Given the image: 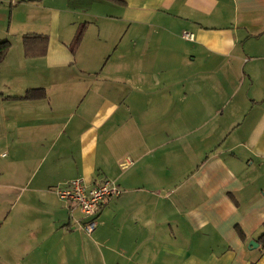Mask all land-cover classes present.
I'll list each match as a JSON object with an SVG mask.
<instances>
[{
	"label": "crops",
	"instance_id": "obj_1",
	"mask_svg": "<svg viewBox=\"0 0 264 264\" xmlns=\"http://www.w3.org/2000/svg\"><path fill=\"white\" fill-rule=\"evenodd\" d=\"M4 40L0 264H264V0H0ZM74 178L123 190L91 234Z\"/></svg>",
	"mask_w": 264,
	"mask_h": 264
},
{
	"label": "built area",
	"instance_id": "obj_2",
	"mask_svg": "<svg viewBox=\"0 0 264 264\" xmlns=\"http://www.w3.org/2000/svg\"><path fill=\"white\" fill-rule=\"evenodd\" d=\"M183 38L194 39V34L183 31ZM122 188L113 180L104 179L87 188L82 178L69 180L64 186L57 187V192L61 198L71 199L80 207L84 220L81 224L85 233L91 234L97 227L98 214L101 206L112 196L122 193Z\"/></svg>",
	"mask_w": 264,
	"mask_h": 264
},
{
	"label": "trees",
	"instance_id": "obj_3",
	"mask_svg": "<svg viewBox=\"0 0 264 264\" xmlns=\"http://www.w3.org/2000/svg\"><path fill=\"white\" fill-rule=\"evenodd\" d=\"M86 26L82 25L78 32L76 33L71 45L70 49L72 52H76L77 48L79 47L85 33ZM48 43V37L44 35H25L23 37V44L25 55L27 57H36L42 56L46 53ZM10 41L4 40L0 41V62L4 59L6 53L10 48ZM44 96L43 89H31L24 95V97H40ZM257 242H259L264 247V232L261 233Z\"/></svg>",
	"mask_w": 264,
	"mask_h": 264
},
{
	"label": "water",
	"instance_id": "obj_4",
	"mask_svg": "<svg viewBox=\"0 0 264 264\" xmlns=\"http://www.w3.org/2000/svg\"><path fill=\"white\" fill-rule=\"evenodd\" d=\"M250 245H253V246L256 247L258 244H257V242H255L254 240H251V241H250Z\"/></svg>",
	"mask_w": 264,
	"mask_h": 264
},
{
	"label": "rangeland",
	"instance_id": "obj_5",
	"mask_svg": "<svg viewBox=\"0 0 264 264\" xmlns=\"http://www.w3.org/2000/svg\"><path fill=\"white\" fill-rule=\"evenodd\" d=\"M57 187V186H56Z\"/></svg>",
	"mask_w": 264,
	"mask_h": 264
}]
</instances>
